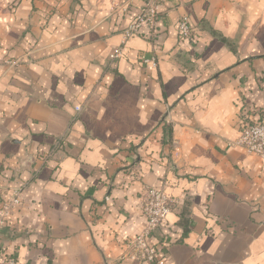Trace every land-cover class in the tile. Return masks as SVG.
Masks as SVG:
<instances>
[{"label": "crops", "instance_id": "crops-1", "mask_svg": "<svg viewBox=\"0 0 264 264\" xmlns=\"http://www.w3.org/2000/svg\"><path fill=\"white\" fill-rule=\"evenodd\" d=\"M145 2L0 0V264H152L124 256L146 186L178 199L165 264H264V157L234 144L264 115V0H165L112 62Z\"/></svg>", "mask_w": 264, "mask_h": 264}, {"label": "built area", "instance_id": "built-area-1", "mask_svg": "<svg viewBox=\"0 0 264 264\" xmlns=\"http://www.w3.org/2000/svg\"><path fill=\"white\" fill-rule=\"evenodd\" d=\"M165 0H146L139 12L122 31L123 39L119 46L110 54L112 62L119 60L126 52L128 41L143 29L149 30L152 41L155 40L157 22L162 15ZM179 34L183 39L192 38V26L187 15L180 17ZM146 68L156 67L158 61L155 55L144 58ZM80 110V107H77ZM235 145L244 147L249 153L264 157V115L257 120L246 119L241 126ZM23 187H16L0 205V229L7 223L9 217L20 208ZM140 210L146 219L144 228L135 236L127 239L124 244V256L137 260L149 261L152 264H165L162 249L152 242L154 232L172 212L178 203L176 197L170 196L163 188L146 186L140 195ZM1 264H22L16 258L1 253Z\"/></svg>", "mask_w": 264, "mask_h": 264}]
</instances>
